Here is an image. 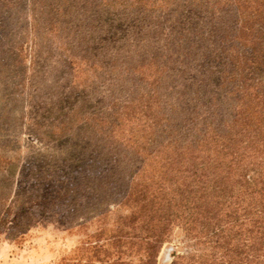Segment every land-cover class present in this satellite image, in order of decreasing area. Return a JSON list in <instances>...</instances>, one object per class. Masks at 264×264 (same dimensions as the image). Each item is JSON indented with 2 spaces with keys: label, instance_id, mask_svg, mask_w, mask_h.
I'll return each instance as SVG.
<instances>
[{
  "label": "rangeland",
  "instance_id": "rangeland-1",
  "mask_svg": "<svg viewBox=\"0 0 264 264\" xmlns=\"http://www.w3.org/2000/svg\"><path fill=\"white\" fill-rule=\"evenodd\" d=\"M123 60L132 76L111 72ZM205 78L203 110L218 111L237 143L254 135L264 0L239 11L228 0H0V264H140L121 231L132 206L120 201L132 178L157 175L146 149L161 140L160 107ZM96 141L116 149L102 173L119 174L105 191L79 160ZM85 178L75 203L71 183ZM194 243L175 226L157 264L211 254Z\"/></svg>",
  "mask_w": 264,
  "mask_h": 264
},
{
  "label": "trees",
  "instance_id": "trees-1",
  "mask_svg": "<svg viewBox=\"0 0 264 264\" xmlns=\"http://www.w3.org/2000/svg\"><path fill=\"white\" fill-rule=\"evenodd\" d=\"M228 1L238 11L252 4V0ZM130 64L126 60L111 63V72L132 76L136 71ZM207 80L211 82L209 78L200 81L197 91L190 89L193 93L175 95L168 110L160 107L163 112L159 110L158 117L163 119L157 123H166L160 129L162 137L146 149L152 164L158 165L157 175L151 177L150 184L132 178L120 201L132 206L121 231L126 233L130 249L142 255L140 264H157L175 226L197 248L205 247L211 254L207 258L175 257L171 264H264V124L237 143L238 134L227 132L215 121L218 111L203 110L198 94L205 95L201 87ZM204 114L214 118V123L201 117ZM246 114L241 110L239 116ZM234 122L240 125L238 119ZM241 126L245 127L244 123ZM99 141L94 149L90 145L81 149L82 155H92L90 161L79 160L96 176L90 183L105 191L114 173H119H102L116 149ZM130 161L127 165L133 167L139 159L131 157ZM147 162L141 159L142 166ZM115 164L123 174L117 168L126 170L122 162ZM86 179L71 183L68 195L75 203L90 186Z\"/></svg>",
  "mask_w": 264,
  "mask_h": 264
}]
</instances>
